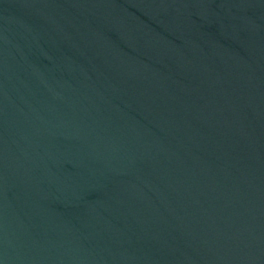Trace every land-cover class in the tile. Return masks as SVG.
Returning a JSON list of instances; mask_svg holds the SVG:
<instances>
[{
  "label": "water",
  "instance_id": "water-1",
  "mask_svg": "<svg viewBox=\"0 0 264 264\" xmlns=\"http://www.w3.org/2000/svg\"><path fill=\"white\" fill-rule=\"evenodd\" d=\"M0 264H264V0H0Z\"/></svg>",
  "mask_w": 264,
  "mask_h": 264
}]
</instances>
